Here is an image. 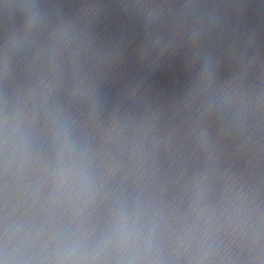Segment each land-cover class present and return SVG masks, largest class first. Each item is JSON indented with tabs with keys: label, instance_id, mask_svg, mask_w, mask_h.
<instances>
[{
	"label": "water",
	"instance_id": "1",
	"mask_svg": "<svg viewBox=\"0 0 264 264\" xmlns=\"http://www.w3.org/2000/svg\"><path fill=\"white\" fill-rule=\"evenodd\" d=\"M0 264H264V0H0Z\"/></svg>",
	"mask_w": 264,
	"mask_h": 264
}]
</instances>
